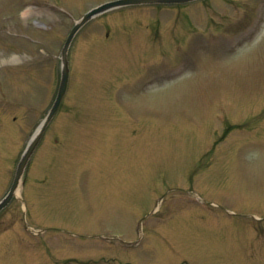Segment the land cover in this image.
Masks as SVG:
<instances>
[{"label": "rangeland", "instance_id": "obj_1", "mask_svg": "<svg viewBox=\"0 0 264 264\" xmlns=\"http://www.w3.org/2000/svg\"><path fill=\"white\" fill-rule=\"evenodd\" d=\"M12 1L5 0L2 4L0 0V32L6 27L12 31L16 26L25 34L13 35L12 42L6 37L0 38V82L6 72L8 83L11 82L7 87H0V111L12 114L16 96L23 100L33 98L42 115L50 105L52 95L47 102L40 101L47 87L38 84V80L45 84L50 80L48 76H54V70L51 67L46 72L48 63H40L39 58L46 59L53 52L59 55L74 21L99 0H63L73 17L70 14L59 17L47 11L30 18L23 15L21 0ZM260 1L243 0V4L253 9ZM60 2L63 4L62 0H53L51 4L65 10ZM215 8L225 11L221 4ZM257 11L260 13V8ZM42 23L48 28H42ZM211 23L216 27L228 24L231 29L239 26L235 21L226 23L223 16ZM35 24L47 44L43 54L37 47L35 50L27 48L34 40V28L26 29ZM205 27L206 23L199 24L196 34L204 42L208 35ZM96 29L94 24L85 30L96 35L95 42L108 45L111 40L106 31L99 34ZM263 29L264 24L258 26L254 48H242L237 54L226 52L220 58V67L218 64L213 67L217 71L220 69L219 74L207 78L204 86L189 88L182 86L181 76L173 81L147 77L142 79V84L106 79L109 68L121 72L133 69L131 62L144 58V55L126 44L128 39L115 49L97 48L104 51L105 59L89 64L87 61L92 58L89 55L92 49L96 50V45H90L84 39L90 34H84L80 42L85 40L82 43L84 51L89 48L83 53V59L79 58L82 66L87 63L86 67H91L88 72V68L76 71L80 75L75 79L77 82L70 99L78 97L69 104L65 103L61 114L66 115L67 120L62 117L55 125L57 132L64 131L66 125L67 139L59 141L49 165L53 171L51 184L61 198L58 203L55 199L49 201L48 209L43 207L41 215L45 225L62 224L61 221L65 220L67 229L76 220L85 233L97 230L108 234L114 231L135 238L132 232L135 218L143 215L141 219H144V214L157 206L158 217L166 219L165 225L169 229L163 238L166 234L175 235L182 245L189 246L203 257L201 262L186 261L188 264H215L214 258L229 252L233 245H242L249 225L257 223L258 218L254 217L264 211V128L260 126L258 141L245 139L247 144L240 149L234 165L226 156L228 152L223 156L220 151L212 152V144L217 138L214 133L216 123L226 112L230 115L227 108L233 109L236 117L238 113L240 116L244 114L248 102L257 101L258 107L264 104ZM8 46L10 50L6 49ZM145 47L149 48L148 45ZM11 50L24 53L16 58ZM7 55H12L14 61ZM205 62L211 63L206 58ZM139 67L143 69V65ZM168 70V65L164 64L147 67L142 72L155 75ZM204 72L209 74V68ZM29 74L32 75V90L27 88L29 80H25ZM33 90L37 91L36 96L32 95ZM251 105L256 106L255 103ZM254 121L256 124L264 121V110ZM13 128L12 120H9V126L0 125V136H6ZM23 129L27 132L28 125L24 124ZM247 135V130L242 131V136ZM214 146L221 150L224 145L218 142ZM236 151L237 146L234 154ZM2 158L4 160V150L0 145V168L4 164ZM34 171L41 172L40 166L37 165ZM160 221L159 218L152 219L147 227L157 229ZM127 223L129 225L123 226ZM156 237L147 235L145 243L162 246V241ZM65 238L68 242L72 240L68 235ZM54 240L58 242L55 248L61 247L65 255L91 250L75 243L67 247L56 237ZM167 240L172 239L167 237ZM91 254L87 251V256L83 257L89 259ZM192 254L178 258L174 264L192 257ZM60 258L64 259V255ZM162 260V264H168L166 257ZM16 261L24 264L19 258L7 259L5 264ZM145 261L146 264H158V254L147 248Z\"/></svg>", "mask_w": 264, "mask_h": 264}, {"label": "bare ground", "instance_id": "obj_2", "mask_svg": "<svg viewBox=\"0 0 264 264\" xmlns=\"http://www.w3.org/2000/svg\"><path fill=\"white\" fill-rule=\"evenodd\" d=\"M27 13H29V10L27 11Z\"/></svg>", "mask_w": 264, "mask_h": 264}]
</instances>
